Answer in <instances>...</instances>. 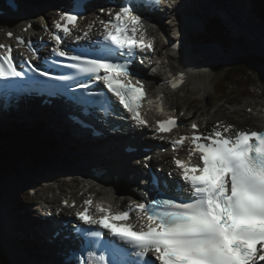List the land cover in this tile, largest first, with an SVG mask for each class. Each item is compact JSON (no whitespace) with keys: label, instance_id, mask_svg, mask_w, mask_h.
Returning <instances> with one entry per match:
<instances>
[{"label":"snow or ice","instance_id":"obj_1","mask_svg":"<svg viewBox=\"0 0 264 264\" xmlns=\"http://www.w3.org/2000/svg\"><path fill=\"white\" fill-rule=\"evenodd\" d=\"M151 2L158 4L159 0ZM144 3L145 0H121L118 10L101 9L109 19L99 20L102 31L100 39L95 41L98 47L91 53L94 58L61 47L63 37L70 36L72 29L78 27V15L60 12L54 21L55 31L50 33L55 43L52 54L67 59L71 63L65 67L86 76L84 82H78L79 88L87 90L88 80L102 81L107 92L118 98L119 105L141 127L147 126L141 114L147 92L143 81L135 78L129 66L137 51L154 50L153 40L143 30L141 15L136 14ZM92 27L89 23L88 30L76 39L87 38ZM7 35L11 37L13 33ZM16 39L23 43L20 37ZM0 50V80L21 79L31 85L40 83L36 76L46 77L58 82L57 92L69 90L66 83L69 76H52L33 66L31 61L38 54L31 44H28L29 56L19 66L14 62L11 47L0 45ZM167 83L176 89L183 83V75L178 74ZM104 102L114 113L112 100L105 96ZM179 126L175 118L157 121L156 132L168 133ZM198 127L193 123L190 138L180 135L171 142L174 151L186 140L190 139L191 144L187 160L173 158L184 182L176 181L172 185L177 196L150 202L133 201L124 210L115 212L97 204L96 213L101 215L90 211L91 200L84 202L85 207L76 213V219L83 225L106 230L121 243L101 239L104 233L100 230L77 227L82 244H94L100 249L98 255L88 252V258L80 264H156L157 261L159 264H264V131L225 135L233 126L217 125L204 135ZM195 154H198L196 163L192 161ZM159 179L153 177L152 183L158 185ZM133 211L137 219L146 217V226L136 228L131 220Z\"/></svg>","mask_w":264,"mask_h":264},{"label":"bare ground","instance_id":"obj_2","mask_svg":"<svg viewBox=\"0 0 264 264\" xmlns=\"http://www.w3.org/2000/svg\"><path fill=\"white\" fill-rule=\"evenodd\" d=\"M190 0H182L181 6L177 8L175 11L170 13V17L168 18V22H162L158 20L157 16H151L152 23L145 24L144 29L146 30L147 37L155 40L156 47L159 46V38L157 35H162L164 38L168 37L170 32L175 30V35L181 34V38L184 35H187V30L193 25L198 26L195 22L188 21L187 17L183 14V11H187L188 13H192L193 6H197L201 13L206 11H213L212 7L214 5L213 0H193V4L189 3ZM222 7H227L231 9V11L236 13V25L237 31L240 36L246 38V32L240 29L244 23H250L252 27L253 19L248 15V11L245 7V1L248 0H224ZM3 0H0V5ZM217 4V3H216ZM249 4V3H248ZM218 5V4H217ZM39 6L43 7V11L38 9ZM70 7V3L65 2L64 0H38L37 3H25L22 7V12L19 15H9L6 22L2 25L6 31H21V26L24 22L32 21L34 22L35 28H39V26H49V21L57 18V12L59 9H67ZM113 9L114 7L107 4L106 1H94L92 5L89 6V14L85 17V20L80 23V30L77 33H82L88 30V24H95L96 29L89 32V36L99 35L98 32L99 20L104 19L107 20L108 16L106 12H102L101 9ZM49 9H52L51 11ZM245 11V13H244ZM35 15L43 16L40 21H36ZM192 15V14H191ZM246 15V16H245ZM190 18L189 20H192ZM226 20V18H224ZM181 24L182 29L179 31L176 26ZM193 24V25H192ZM241 25V26H240ZM194 26V27H195ZM193 27V29H194ZM254 27V25H253ZM257 27V26H256ZM177 29V30H176ZM41 36L44 35V31H40ZM83 35V34H82ZM174 35V36H175ZM189 35V34H188ZM88 36V37H89ZM161 37V36H160ZM260 44H257L264 51V37L260 39ZM205 53L210 51L213 56L217 59H222L221 56L223 52L219 51L216 48H208L202 49ZM198 53V52H197ZM225 53V52H224ZM186 56L193 58V53H187ZM185 56V57H186ZM184 57V58H185ZM169 59V64L161 63V66L158 68L159 77H150L148 81L149 89H153L156 84V88L158 91L164 93L165 102L164 106L166 110L173 109L176 106H171L169 102V92L166 86L157 84V80L165 81L170 78V76L175 75L176 72H188L190 74L195 72H200L201 70L198 68L195 70L196 64L194 60H181L179 64H182V68H175L173 66V59L166 57ZM177 63V62H176ZM194 66V67H192ZM156 67V66H155ZM198 75V74H197ZM76 77V76H75ZM191 76L189 81L191 80ZM199 86V85H198ZM196 85L195 88L198 89ZM173 107V108H170ZM102 112H104L103 106H99ZM260 110H263L261 113L259 111V119L260 125L257 131H261L264 129V103H260ZM147 116L151 117L149 110H147ZM190 117H193L194 120L205 123L206 114H203L202 110H198L197 112H192ZM201 114L197 116L196 114ZM208 122V121H206ZM15 126L17 127L23 135H32L36 137L38 140H41L39 137L43 138L49 145L53 146L54 149L61 154L67 160L54 162L51 157L50 151H44L45 149H39L38 147H34L27 153H20L15 145L9 140L5 139V133L0 132V181H3L5 185L0 184V195L7 196L8 192L11 189L18 188V184H22V182L27 178H45L54 184L58 182V188L55 190L60 191L61 186L64 182L78 183V187L76 193L71 192L67 193L65 198L61 199L60 202L68 201L69 203L76 202L78 206L81 208L83 206L81 197H79V193L82 191L83 194H89L88 198L94 197L98 199V202H104L106 205H109L112 208H125L128 205L127 199H122L118 194L112 192L113 188V179L106 176L101 181H94L91 176L87 172V168L89 164H92L97 167H104L108 172L115 171L117 175H121L120 179L123 181L125 178L127 181L123 184V187H126L127 192H129L134 197L139 196L136 193V189L140 188L136 186L135 178H141L147 182L146 177V167L156 165V168H153L154 173L160 172V169H164L167 173V177L171 180H177L180 184H184L180 180L178 171L175 168L173 163V157H180L181 159H186V152L179 153H171L170 144L166 140V136L155 137L152 133L147 129H144L141 126L136 125V129H132V133L129 136H134V139L128 137L126 134H122L123 137L127 138L129 143L130 141L135 142L136 148H140L139 146H143L147 150H152L150 153H143L141 159H136L134 167L131 168L128 166L126 162V157L122 155V150L125 148L121 147L123 143H126L127 140L125 138H116L109 141L104 148L100 147L98 143L91 144L86 140H74L70 136L69 125L64 123L61 113L52 112L47 108L40 109L39 107L30 106L23 113H7L0 118V129L8 128ZM16 128V130H17ZM254 130V129H252ZM28 131V132H24ZM35 132V133H33ZM234 134V131H233ZM146 136V138H144ZM32 140V139H31ZM122 140V142H120ZM6 141V142H4ZM34 141V140H33ZM36 145H38L37 141H35ZM44 142V141H43ZM46 143V144H47ZM161 145L166 149L164 154L158 155V152L155 150L158 146ZM39 146V145H38ZM121 148V151H120ZM97 150V151H96ZM149 155L151 159L148 160ZM137 158V157H136ZM130 159L128 156L127 161ZM69 164H66L68 163ZM49 163H53L54 168L52 172L48 171ZM148 170V169H147ZM171 173V175H169ZM71 174L69 179H63L64 175ZM129 175L126 177V175ZM133 175V185L129 184V179L132 178ZM43 181V180H41ZM85 183L91 185V189L88 190L85 187ZM29 186V185H28ZM42 184L35 185V189H40ZM57 186V185H56ZM34 187V186H33ZM98 187L99 189H96ZM135 187V188H134ZM44 189L50 193L54 190L53 184L49 183L45 184ZM80 189V190H79ZM168 193L173 194L175 196L176 190L164 188ZM171 190V191H170ZM79 192V193H78ZM60 194L62 192L60 191ZM10 195V194H9ZM95 195V196H92ZM185 196L186 193L183 192ZM71 196V200H68V197ZM56 196H52L50 199H47L49 204L55 205ZM86 200V199H85ZM56 211H58L57 218H60L64 215L66 218L71 214V218L75 217L76 209L74 210H66L62 206H57ZM60 210V212H59ZM0 234L6 239L8 244L3 243V239L0 238V264H12L13 261H16L17 264H25L21 257H18L16 254H11V248L13 247L16 252L23 256L28 257L30 259H37L43 261V264H62L61 263V252L59 253V249L64 245L63 241L55 240L53 243L48 244L46 239H48L50 231L49 225H40L36 222L35 216L33 212L30 210L29 214L23 213L20 211V208L17 204H15L12 197L7 200H0ZM69 219V220H70ZM58 220V219H57ZM60 254V256H59Z\"/></svg>","mask_w":264,"mask_h":264},{"label":"rangeland","instance_id":"obj_3","mask_svg":"<svg viewBox=\"0 0 264 264\" xmlns=\"http://www.w3.org/2000/svg\"><path fill=\"white\" fill-rule=\"evenodd\" d=\"M245 2H246L245 7L246 10L248 11V15L252 17L254 22V24L252 23V27L250 23H246V22L242 27H239L240 29L246 32V38L240 36L239 32L237 31L238 28L236 25L237 19L232 16L231 18H229V15L231 14L230 12H228L227 9L228 7L225 8L222 7V5L214 4L212 7L213 11H206L201 15L199 13V8L194 5L192 8V13H194L195 15L193 17L200 20L202 24L203 22L208 24L211 20L217 22L220 26L224 27V32H223L224 37L221 38L216 34L213 35L206 34L205 32L201 31L200 27H198L197 30H194L192 26L187 30L188 32L186 33L189 34V35L187 34V36L189 37L190 41L193 42L195 46H197L199 49L196 52H194V57L191 59L186 55L179 54V55H175L173 57V60L171 61L173 62L174 66L183 67L182 64H179V61L194 60L196 63L194 64L196 65L195 70H197L198 68L201 70L200 72L194 71V73L191 74L192 79L187 83L186 88L182 92H178L170 96L169 102L171 103V106H176L175 108L176 110H181L183 108L186 109L187 116L191 115L192 112H197L198 110L201 109L203 114H206V116L210 118L211 125L221 121H226L225 124H230L235 126L234 131H239V130L249 131L252 129H258L261 121V119H259L260 117L259 115H261L259 114V111L261 113L263 112V110H260L261 109L260 103H264V66L261 67L260 73L254 77V82L250 86V90H249L250 95L248 98L246 99L241 98L240 96L242 95V91L236 89L234 86L229 87L228 90V93L230 94L229 98L231 97V99H233L232 101H235L232 104H226V102L225 103L218 102L217 99L212 98L210 96V91L213 88L214 83L219 79V77L222 75L224 71L230 68L233 62H236L238 59L245 56H254L260 59L264 58V51L259 46H257V44H260L261 41L260 39L264 37V32L261 31L262 29L259 26V22L257 21L255 15L251 11V6L250 4H248L249 1H245ZM189 3L193 4V0H190ZM183 13L189 21L190 16H188V12L183 11ZM224 18H226V20H224ZM256 25L259 27V29L256 27ZM180 27L181 24L176 26V28L179 31L181 30L185 31ZM170 35L172 36L175 35L174 29L172 32H170ZM160 36L161 35H157V37L159 38V46H158V53L155 55L157 58L156 62H158V64L161 63L169 64L170 61L165 58V57H169L168 53L165 51V40L162 39V36L161 37ZM262 45L264 46V44ZM208 48H216L219 51L223 52V55L221 56L222 59L219 60L215 58L210 51L205 53L202 50ZM155 71L158 70L155 69ZM196 85L197 86L199 85L198 89L195 88ZM249 107H251V110H253L251 113H249L247 110V108ZM196 115L200 116L201 114L200 115L196 114ZM0 132H5V133L15 132V134H17L16 127L0 129ZM24 132H28V131H24ZM26 136L29 139L37 141L38 142L37 144H42V148L46 149V147H50L55 152H57L53 146L49 145V143H47L45 140H42L43 138L39 137L41 140H38L36 137L32 135H26ZM34 147L39 148V146L36 144ZM46 151H50L51 153H53L51 149L50 150L47 149ZM53 166H54L53 163H49L48 166L49 172H52ZM156 167H157L156 165L154 166L152 165V168H156ZM70 177L71 174H67V176L64 175L63 179H69ZM130 181L132 182V180ZM130 181L128 182L130 183ZM39 183L42 184L43 186L40 187L39 190L38 189L35 190V185H38ZM49 183L53 184L54 187V190L50 193H48L44 189L45 184L48 185ZM0 184L5 185L3 181H0ZM22 184H27V185L18 184L19 188L11 189L8 192L7 196L0 195V200L2 201L7 200L8 202V198L12 197L15 204L19 206L20 211L26 214H29L30 210L33 212V209L35 208L31 205L30 202L26 204L21 202L19 198V192L21 190L27 192L28 194L27 200L34 201L35 199H43L45 200L46 204L49 203L47 199H50L52 196H56L55 197L56 203L54 206H59L61 204L60 199L65 198L68 192L77 191L78 187L79 188L82 187V186H77L78 183L68 184L67 182H64V184L61 186L60 189L62 194H60V191L55 190L56 188H58V182L54 184L53 182H50L45 178L42 179L36 177H33L32 179L27 178L22 182ZM85 186H87V184H85ZM79 196L82 199L84 197L81 196V193H79ZM0 216H1V211H0ZM0 238L3 239L2 240L3 243L5 242V244L10 246L6 241V239L3 237V235L0 234ZM13 254L19 256V254L16 252H13ZM12 264H17V263L16 261H13Z\"/></svg>","mask_w":264,"mask_h":264},{"label":"trees","instance_id":"obj_4","mask_svg":"<svg viewBox=\"0 0 264 264\" xmlns=\"http://www.w3.org/2000/svg\"><path fill=\"white\" fill-rule=\"evenodd\" d=\"M251 11L256 19L264 27V0H251ZM209 35L216 34L219 37H224V27L217 22L210 21L208 24ZM264 66V58L260 59L254 56H245L233 62L230 68L222 73L219 79L214 83L210 95L215 99L229 98V87L234 86L242 91L240 97L246 99L250 95V86L254 82V77L260 73L261 67ZM25 197H28L27 192ZM26 204L28 201L21 198Z\"/></svg>","mask_w":264,"mask_h":264},{"label":"water","instance_id":"obj_5","mask_svg":"<svg viewBox=\"0 0 264 264\" xmlns=\"http://www.w3.org/2000/svg\"><path fill=\"white\" fill-rule=\"evenodd\" d=\"M26 147H27V146H25V148H26ZM27 152H30V151L28 150V151H26L25 153H27ZM20 153H21V152H20ZM25 153H24V154H25Z\"/></svg>","mask_w":264,"mask_h":264}]
</instances>
